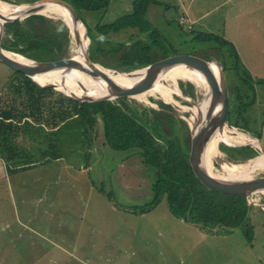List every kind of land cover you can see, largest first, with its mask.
<instances>
[{"label":"rangeland","instance_id":"obj_1","mask_svg":"<svg viewBox=\"0 0 264 264\" xmlns=\"http://www.w3.org/2000/svg\"><path fill=\"white\" fill-rule=\"evenodd\" d=\"M154 1L160 7L156 21L162 26H151L167 41L164 48L168 53L220 64L232 116L238 92H247L244 102L252 99L250 90L240 81L250 75L255 99L244 110V119L238 122L246 127L241 130L222 122L212 129L219 132L213 142L221 160L232 163L245 162L235 153L245 145L236 141L248 140L252 145L247 146L253 149L254 156L261 154L256 141L264 147V0ZM132 2L110 0L106 9L82 11L81 16L92 30L95 24H108L131 12ZM205 11L209 12L199 22L192 20L198 21L197 15ZM180 16L185 17L184 23ZM188 31L211 33L228 44L221 47L210 42L211 47L194 48L179 44ZM161 51H157L159 57L163 56ZM231 54H236L239 74L232 67L236 59H229ZM67 55L68 49L63 58ZM99 65H93L99 77L108 75ZM11 74V68L0 63V87ZM150 83L179 104L152 95H146L147 102L137 95H127L126 103L151 119V126L161 133L160 143H166L173 121L176 135L184 144L186 129H190L188 117L195 103L204 98V88L181 79L170 84L162 76L152 77ZM111 100L119 104L116 98ZM162 109L168 114L154 111ZM232 128L246 134L238 135ZM91 136L93 142L86 144L81 139L79 119L74 118L55 136L61 156L58 160L50 156L39 160L37 149L35 159L39 164L27 171L8 173L0 167V264H264V208L260 205L264 193L248 196L253 201L246 212L252 229L250 236L240 228L224 227L209 232L176 217L165 197L150 207L148 173L145 171V175L141 167L132 172L136 164L125 160L128 151H113L109 146L99 150L96 137ZM22 138L18 140L26 148L39 146V141ZM47 147L46 141L44 148ZM219 161L214 159L216 167ZM252 175L264 176V171ZM145 204L148 210L142 211Z\"/></svg>","mask_w":264,"mask_h":264},{"label":"trees","instance_id":"obj_2","mask_svg":"<svg viewBox=\"0 0 264 264\" xmlns=\"http://www.w3.org/2000/svg\"><path fill=\"white\" fill-rule=\"evenodd\" d=\"M7 1L19 4L34 0ZM66 1L77 11L86 27L90 39L89 55L93 62L110 69L130 71L171 55L168 49L164 48L167 42L165 38L144 18L145 10L152 0H133L132 13L120 16L108 24H95L92 30L88 22L83 20L81 12L104 10L110 0ZM127 27H138L140 33L145 35L128 41H119L111 37L110 33ZM193 39L218 43L221 47L228 44L225 39L205 32L197 33ZM68 44L69 29L61 19L33 14L21 21L4 23L1 46L28 58L36 60L63 58ZM157 51H161L163 56L159 57ZM232 56L231 54V58ZM233 57L236 60L232 61V67L239 74L236 54ZM11 70L12 74L0 87V159L6 172L27 171L38 165L39 161L35 159L37 149L39 160L46 156H50L52 160L61 158L55 136L68 121L78 118L81 124V139L84 138L86 144L87 141L89 144L93 142L91 136L93 135L96 137L99 150L109 146L113 151H128L125 160L136 164L132 172H137L141 167L144 173L145 171L148 173L145 175L150 177L152 195L148 203L150 207L165 197L176 217L197 224L203 230L217 232L219 228L224 227L240 228L250 236L252 229L246 219L249 206L246 196L211 190L195 176L188 160L190 147L188 128L187 138L183 144L182 139L180 141L176 135L175 122L170 121L169 137L165 138L166 143L162 144L158 141L162 140L161 133L154 125L151 126V119L144 113L140 114L133 110L126 103V97L116 98L119 104L113 100L80 102L52 87L40 85L44 83L35 79L40 83L38 84L20 71ZM246 77L239 79L250 90L252 99L246 103L243 98L247 92H238L235 96L237 104L234 114L232 116L229 112L227 118L229 124L240 129L246 125L239 124V119H244V110L255 99L250 75L246 74ZM178 83L182 85L181 81ZM187 85L192 87L190 83ZM165 106L170 108L169 104L165 103ZM163 110L165 109L154 111L168 114ZM165 135L167 136L166 133ZM20 136L39 141V146L32 145L26 148L19 142L18 138H22ZM46 141L48 147L44 148ZM236 142L246 144L236 147L235 153L242 159L254 156L253 149L247 146L249 144L243 141ZM235 153L233 155H236ZM136 157L138 158L135 159ZM140 209L148 210L147 204ZM215 227L217 229L213 231Z\"/></svg>","mask_w":264,"mask_h":264},{"label":"water","instance_id":"obj_3","mask_svg":"<svg viewBox=\"0 0 264 264\" xmlns=\"http://www.w3.org/2000/svg\"><path fill=\"white\" fill-rule=\"evenodd\" d=\"M25 5H27L26 8H24L23 10H18L16 13L8 14L5 16H2L0 14V63L5 64L11 69L24 73L33 80H35V75L49 71H55L59 73V70L61 69H67L68 72H75L72 75L77 78V69L86 70V72L93 75L97 80L103 82L105 86L108 87L101 96L95 97L84 93L77 95L70 90L59 87L55 83L40 84L35 80L42 86L52 87L55 90L61 92L63 95L80 102H98L120 98L127 95H136L135 88L141 83L143 79H146L151 75L158 74L161 71L173 67H186L196 69L203 74L206 83H208L209 85L211 107L208 116L199 124V126L195 128L190 127V152L188 160L191 164L195 176L202 184H204L209 189L223 194L247 196L249 194L257 192L264 193V176H250L246 178H234L225 180L212 176L204 168L203 149L204 145L210 138L212 129L217 126H221L222 122H226L229 126H231L226 120L228 112V98L225 74L217 61H207L205 59L187 54L172 55L147 64L142 68H139L144 69V73L140 76V78L118 85L114 84L112 81H103L101 80V78H99L100 75L95 71L93 67L94 62L91 60L89 55V46L83 56L85 62L84 66L78 64L74 56H69L53 61H40L32 58H27L25 56H23V58L25 59L10 57L3 52V50L5 49L1 46L4 23L20 21L33 14H43L49 17H53L51 15L40 12L41 10L48 8V6H59L63 10H65L69 15L71 21L75 25H77V27L83 26L85 28V37L89 39L86 27L79 17V14L66 0H34L32 2L25 3ZM75 35L78 41L80 39L79 47H81L82 51L84 41H82L81 35L76 31ZM260 147L262 154H264V147L261 144ZM258 156L259 155H255L251 158H246L245 161H251ZM247 204L250 205V202H247ZM260 205L264 208V203L261 202Z\"/></svg>","mask_w":264,"mask_h":264},{"label":"bare ground","instance_id":"obj_4","mask_svg":"<svg viewBox=\"0 0 264 264\" xmlns=\"http://www.w3.org/2000/svg\"><path fill=\"white\" fill-rule=\"evenodd\" d=\"M26 7L27 5H25V3L16 4L9 2L7 0H0V14L2 16L16 13L18 10H23ZM40 12L53 16L51 18L61 19L62 21L65 22V24L69 29V42H70L67 47L68 55L66 57L74 56L77 63L80 64L81 66H84L85 62L83 56L86 53L87 48L90 44L89 39L85 37V28L83 26L77 27V25H75L71 21L66 11L59 6H48V8H45ZM75 31L81 35L82 41H84L82 46V51H81V47H79L80 39L79 41L76 39ZM3 52L10 57L25 59L23 58L22 55L9 50H3ZM93 67L95 69V66ZM100 68L108 73V75L99 77L101 78V80L112 81L114 84H118V85H121L122 83H126L128 81L136 80L140 78V76L143 75L144 73V69L121 71V70L107 69L102 65L100 66ZM73 73L75 72L73 71L68 72L67 69H61L59 70V73L55 71H49L35 75L34 79L39 80L42 83H55L59 87L70 90L71 92L77 95L84 93L98 97L101 96L103 92L106 91V89L108 88L105 86L103 82H100L88 72L82 73L79 69H77L76 70V74L78 75L77 78H75L72 75ZM87 73L89 75H87ZM160 76L164 77L165 81L170 84L181 79V80H187L196 86L204 88L205 90L204 98L195 103L193 110L191 111V114L188 117L190 127L195 128L199 126V124L208 116L211 107L210 89L208 83H206L203 74L200 71L192 68L173 67L161 71L158 74L151 75L146 79H143L141 83L135 88L136 95L142 98L144 101H146V95H152V96H159L160 98L171 101L174 104H179L178 101L171 98L165 91L157 90L151 86L150 83L151 78L160 77ZM232 132L238 135L246 134L243 131H239L233 128H232ZM218 135L219 132L211 131L210 138L204 145V149H203V165L209 174H211L216 178L229 180L234 178L250 177L253 176L252 173L255 171H259V170L264 171V154L262 153L251 161H245L241 163H232L227 160L226 161L221 160L218 154L219 150L216 149L215 143L213 142V139ZM245 142L249 145H252L248 140H245ZM256 146L260 147V145L257 144V141H256ZM215 158H217L218 161L220 160L219 161L220 164L218 167H216L214 164Z\"/></svg>","mask_w":264,"mask_h":264},{"label":"crops","instance_id":"obj_5","mask_svg":"<svg viewBox=\"0 0 264 264\" xmlns=\"http://www.w3.org/2000/svg\"><path fill=\"white\" fill-rule=\"evenodd\" d=\"M229 1V0H228ZM155 3H158V2H156V1H154V0H152V1H150V3L148 4V6H147V8H146V10H145V13H144V18H145V20L150 24V25H153V26H162L159 22L157 23V21H156V18L158 17V12H159V9H160V7L159 6H157ZM247 4V3H246ZM188 5L185 7V12H187L188 11ZM132 11H133V5H132V10H131V12H129V13H127V14H130V13H132ZM209 11H205V13H203V14H199V15H197L198 17V21H196V20H194V19H192L194 22H199L203 17L202 16H204L205 14H207ZM126 15V14H125ZM123 16V15H122ZM180 17H182L183 18V23L185 22V17L184 16H180ZM21 21V20H20ZM111 23V22H110ZM201 24V23H200ZM189 29H191L190 27H189ZM197 33H199V31H197V32H191V31H188V34L185 36V38H183V39H180V40H182V42L180 41V40H178V41H180L179 42V44H186L188 47H198V46H210L211 44H210V42H200V41H196V40H194L193 39V37L197 34ZM110 35H111V37L113 38V39H115V40H119V41H128V40H131V38L132 39H134V38H137V37H139V36H141L142 34L140 33V31H139V29H138V27H133V28H131V27H127V28H121L119 31H117V32H112V33H110ZM106 38V37H105ZM212 43H214V42H212ZM211 47V46H210ZM177 55H183V54H177ZM168 57V56H167ZM222 57H224V56H222ZM229 59H232L231 57L229 58ZM228 63H229V61H227ZM227 63V64H228ZM99 64V63H98ZM230 64V63H229ZM228 115H229V111L227 112V117H226V120H227V122L229 123V121H228ZM101 124L99 123V126H100ZM231 125V124H230ZM231 126H233V125H231ZM233 127H235V126H233ZM235 128H237V129H240V128H238V127H235ZM242 130V129H241ZM188 134H189V138H190V129H189V131H188ZM255 139H257L256 137H255ZM257 141H258V139H257ZM259 142V141H258ZM260 144V143H259ZM246 146V145H245ZM250 146V145H249ZM0 167H2L4 170H5V167H4V164L3 163H0ZM264 203V202H263ZM261 207V206H260ZM193 225H195L194 223H192ZM214 230V229H213ZM189 256H190V254H189Z\"/></svg>","mask_w":264,"mask_h":264},{"label":"built area","instance_id":"obj_6","mask_svg":"<svg viewBox=\"0 0 264 264\" xmlns=\"http://www.w3.org/2000/svg\"><path fill=\"white\" fill-rule=\"evenodd\" d=\"M252 194H254V193H252ZM252 194H249V195H252ZM249 195L246 196L247 202H251V203H253L252 199L250 200V199L248 198Z\"/></svg>","mask_w":264,"mask_h":264}]
</instances>
